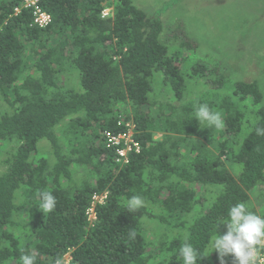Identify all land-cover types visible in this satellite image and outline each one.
Wrapping results in <instances>:
<instances>
[{
    "label": "trees",
    "instance_id": "1",
    "mask_svg": "<svg viewBox=\"0 0 264 264\" xmlns=\"http://www.w3.org/2000/svg\"><path fill=\"white\" fill-rule=\"evenodd\" d=\"M23 4L0 0V264H21L26 253L53 264L68 252L69 264H183L185 242L199 251L197 264H221L211 241L226 233L230 207L244 202L264 216L258 83L230 87L229 73L195 51L180 61L171 47L185 53L190 42L161 43L159 17L130 0H41L52 20L44 29L29 27ZM75 76L81 92L67 88ZM201 103L221 112L222 128L193 118ZM119 118L134 122L140 145L122 167L99 141L102 131H124ZM154 122L162 140L149 131ZM40 140L52 156L38 153ZM72 168L83 169L84 181ZM40 191L56 196L51 212L41 209ZM103 192L90 226V198ZM134 195L144 206L132 213L126 204ZM149 222L159 241L148 235Z\"/></svg>",
    "mask_w": 264,
    "mask_h": 264
},
{
    "label": "rangeland",
    "instance_id": "2",
    "mask_svg": "<svg viewBox=\"0 0 264 264\" xmlns=\"http://www.w3.org/2000/svg\"><path fill=\"white\" fill-rule=\"evenodd\" d=\"M130 2L148 16L159 17L162 24L159 38L164 45L171 47L178 46L181 42H190V49L185 50V53L181 51L182 47H171L172 53L177 51L181 55L180 61L186 60L188 53L195 51L198 59L206 60V63L218 62L224 72L229 73L227 74L230 76L229 86L237 81L258 83L263 97L260 106L264 108V0H130ZM178 65L183 66L181 62H178ZM211 78L212 76L209 77L210 81ZM67 88L81 92L78 76L73 78ZM159 92V88L154 87L152 93L154 98ZM196 92H201V89L198 87ZM145 109L144 107L143 110ZM127 111L130 117L134 116L135 112L131 106H127ZM154 124L149 131L156 140H162L164 131L161 132L160 129L155 131L158 124L157 122ZM192 139L198 140L200 137ZM45 145L48 148H45ZM46 149L52 156L46 140H40L37 144L38 153ZM1 151L2 149L0 153ZM71 170L76 182L84 181L83 169ZM258 215L262 216V213ZM147 227L149 236L159 238L157 234L160 231L155 222H149ZM149 252L154 250L149 249ZM63 260L65 263L69 262L71 252H68Z\"/></svg>",
    "mask_w": 264,
    "mask_h": 264
},
{
    "label": "clouds",
    "instance_id": "3",
    "mask_svg": "<svg viewBox=\"0 0 264 264\" xmlns=\"http://www.w3.org/2000/svg\"><path fill=\"white\" fill-rule=\"evenodd\" d=\"M193 118L199 124L205 122L208 127L217 129L222 128L225 123L221 112L214 111L207 103H201L196 107ZM256 133L264 135V128H256ZM99 141L101 144V140ZM109 152L113 157L114 153ZM39 197L43 211L51 212L56 207L57 199L52 192L40 191ZM143 206L144 199L140 195H134L128 199L126 210L133 213ZM227 217V222H221V224H226V233L218 235L216 231L211 241V252L218 253L221 264H223V258L229 254L233 256L234 264H264V255L261 254L264 250V216L251 211L244 202H239L230 207ZM129 235L135 238L136 233L130 232ZM179 258H182L183 264H197L201 257L199 251L191 243L185 242L179 248ZM36 259V256L30 253L19 257L21 264H36ZM53 264H64L62 257L57 256Z\"/></svg>",
    "mask_w": 264,
    "mask_h": 264
},
{
    "label": "built area",
    "instance_id": "4",
    "mask_svg": "<svg viewBox=\"0 0 264 264\" xmlns=\"http://www.w3.org/2000/svg\"><path fill=\"white\" fill-rule=\"evenodd\" d=\"M39 1L41 0H24L22 6L23 9H28L31 11V22L29 27H36L39 29H44L51 24V16L43 11L39 6ZM20 10L15 9V13ZM109 10L105 9L101 18L108 15ZM117 125L123 127V132H118L116 134L110 133L108 131H102L100 133L101 144L109 151L113 152L114 163L122 166L129 162L131 155L140 153V145L138 141L134 139V129L135 126L132 121H126L123 118H119ZM107 198V192L101 194L94 193L90 198V205L86 210V217L89 224L93 225L96 221V208L104 204ZM67 262V264L70 263Z\"/></svg>",
    "mask_w": 264,
    "mask_h": 264
},
{
    "label": "flooded vegetation",
    "instance_id": "5",
    "mask_svg": "<svg viewBox=\"0 0 264 264\" xmlns=\"http://www.w3.org/2000/svg\"><path fill=\"white\" fill-rule=\"evenodd\" d=\"M65 262V261H64Z\"/></svg>",
    "mask_w": 264,
    "mask_h": 264
}]
</instances>
